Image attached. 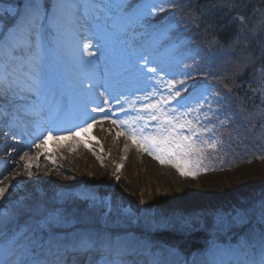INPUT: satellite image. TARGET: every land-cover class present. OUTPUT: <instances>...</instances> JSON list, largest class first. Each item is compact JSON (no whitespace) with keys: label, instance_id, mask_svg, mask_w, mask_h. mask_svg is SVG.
I'll list each match as a JSON object with an SVG mask.
<instances>
[{"label":"rangeland","instance_id":"374dc122","mask_svg":"<svg viewBox=\"0 0 264 264\" xmlns=\"http://www.w3.org/2000/svg\"><path fill=\"white\" fill-rule=\"evenodd\" d=\"M129 1L93 0L91 3L89 0H63L67 8L58 14L57 22L51 27L48 26L42 33L39 61L35 71L27 67V61L25 62L24 72L31 73L39 81L38 96L28 90L31 81L21 73H17L20 76V87L8 91L6 86H0V136L3 140L0 142V179L8 176L15 167H10L7 161L16 156L32 154L33 152L29 151V148L40 149L48 153L52 151L54 143L68 141L72 148H76L77 143V146L80 144L83 147V152H86L85 162L77 167V172H74L75 177H69L71 183L68 184L72 186L70 191L60 187L61 185L57 181L51 182L54 179H51V174H49L50 183L44 182L42 177L37 175L35 181L30 178L13 181L12 177L9 183L0 184V187L7 188L4 198L0 199V213L4 214L8 220L7 227L5 225L3 226L5 228L0 230V240L4 237L11 239L20 232L23 220L21 217H29L30 214L37 216L41 213L40 216L43 220L50 216H59L64 219V223L57 229L56 241L62 240L68 235L78 236V240L87 238L83 233L75 231L74 221L68 220L62 213L52 211L56 209L48 208L46 199L42 197L46 191L54 192L55 197L48 199L47 202L56 205L57 212L59 211L58 205L61 206L67 200L70 202L76 200L88 211L101 214L105 219L110 218V213H116V218L120 223L128 226H142L147 233L163 230L175 232L180 234L179 236H187L195 232H206L205 227L207 226L208 228L213 227L210 230L221 238H224L231 228L244 229L243 226L249 222V215L252 216L255 211V208L252 209L253 205L259 203L260 199L264 201V143H259L260 148L256 146V149L251 145L254 141L261 140L259 136L264 133L262 128L258 130L257 136L251 143L247 134L246 141L242 139L241 143H245L239 147L246 160L238 163L236 157L241 152L236 151L237 156L229 155L225 163L215 170V174L209 173L205 177L199 178V173L195 176H181L171 163L162 164L147 152L139 150L138 146L128 139L126 126H119L120 121L137 115L136 111H133L129 106L131 102L135 101L136 109H140L142 104L148 102L144 101L142 97L146 94L144 89L151 90L149 84L156 87L160 94L169 95L166 84L168 80H175V72L178 70L175 68L179 62L177 54L172 51L171 47L165 46L163 49L176 56L177 59L174 56H165L159 60L161 51H150L153 41L165 36V32H156L150 39L141 40L140 43L144 45L142 52L139 49L141 45L125 49L119 35L106 34L102 22L104 8L111 11L115 17L125 21V24L121 25V30L132 34L133 30L126 27L128 22L134 21L137 17L133 18L131 15L123 14ZM39 3L45 6L42 11L51 12V5L56 3V0H39ZM107 3L109 4L107 5ZM27 4L28 2L25 6ZM149 4L150 1H147L145 6ZM116 5L120 6L119 10ZM251 5L254 10L264 7L263 4L253 1ZM16 12L15 8L0 4L1 16L15 15ZM141 12L142 9L139 13ZM248 13L253 12L249 10ZM231 19L232 25L235 23V25L241 26L242 30L247 31L249 22L245 21L243 16L235 14L231 16ZM262 19L264 20V16ZM112 21L115 25L118 23L116 20ZM215 27L220 28V24H216ZM262 34L264 35V32ZM210 36H212L211 33ZM85 37L91 38L92 46L88 51L94 53L93 56L81 51L82 43L89 42L87 39H83ZM70 38H73L74 41L70 42ZM141 38L138 37V39ZM239 40L241 42L242 36L239 37ZM97 45H99V50ZM215 47L217 50L214 54L223 51L216 45ZM136 49L138 50L135 51ZM119 53H128L125 56L131 57L129 75ZM142 56L148 58V67H156L161 70L160 73L164 70L168 73L163 76L159 73L162 82L157 83L156 79L150 82L145 81L137 65L138 61L141 65L143 64L140 59ZM211 60L215 66L214 75L219 76L220 74V77L225 80L226 78L233 79L234 73L231 77L226 75L229 65L223 64L225 68L220 70L217 60L213 58ZM241 71V69L236 70L235 75ZM62 78L70 82L62 83ZM75 81L81 86L76 85ZM95 83L99 90H93V93L89 85L94 86ZM100 92L104 93L103 97L99 95ZM151 99L155 102L159 96H154ZM104 100H107V103H103ZM117 100L120 102L117 103ZM170 106H177L176 101H172ZM94 108H102L103 111H93ZM121 108L125 111H121ZM77 111L84 116L82 124L74 121L78 119ZM210 112H213V109L211 111L208 109V113ZM144 115L147 120V114L144 113ZM210 118L205 120L202 117V121L209 123ZM93 120L95 121L93 127L88 133L83 132L81 137L71 135L72 132L66 134L61 132L62 129L73 126L72 130L75 131L92 123ZM113 120L117 121V124H113ZM106 123L109 125V130L112 131L111 136L116 142V150L121 151L122 161L121 159L120 161L123 163V167L130 163V167H126L128 172L137 173L138 180L136 182L122 174L112 175L109 158L105 152L102 151V155H98L96 152L97 158L92 156L95 150H91L88 145L94 141L93 137H97L96 129L102 130L99 125ZM140 123L142 124L144 121H140ZM156 123V121L148 120L149 127L145 129L146 134L155 133ZM49 130H51V138L45 140L44 137L48 135ZM118 132L124 134L118 137ZM205 158L207 156H204ZM134 161L137 167L132 166ZM233 164L235 166H231ZM152 166L157 167L161 173H157ZM151 168H153V173L146 171ZM193 170L197 172L200 167L194 166ZM147 176L148 179H146ZM135 184L139 185L141 189L138 190L134 186ZM158 190L163 194H158ZM248 193V198L259 194L258 198L260 199H249L252 201L247 203L248 198H244V195ZM76 197L77 199H74ZM38 198L42 199V204L37 207L36 204L33 206L31 202H36ZM148 202L152 203L155 208L148 205ZM208 216H212L213 220L206 218ZM256 216L259 218L258 222H263L264 210L261 215L256 214ZM45 232H42L37 226L35 229H30L29 235L34 233L36 237L43 239ZM102 238L111 239L108 235ZM111 241L114 242L112 239ZM124 241L129 242L133 250L142 251L143 254L144 250H153L156 262L159 261L158 255L162 253L181 258V264H192L170 246L153 245L149 247V241H143L134 235L120 238L118 241L116 240V243ZM237 246L231 243L230 238L226 245L221 244L219 238H213L207 254L196 256L195 261L200 264H260L264 256L259 261H254L252 249L256 244L242 245V240H239ZM241 248L243 250H240ZM236 250H240L243 255H237ZM94 256L98 257L97 254ZM140 264L142 263L140 262Z\"/></svg>","mask_w":264,"mask_h":264},{"label":"snow or ice","instance_id":"6c2138e0","mask_svg":"<svg viewBox=\"0 0 264 264\" xmlns=\"http://www.w3.org/2000/svg\"><path fill=\"white\" fill-rule=\"evenodd\" d=\"M163 5L164 0H157L151 5L148 14L163 10ZM44 7L39 3V0H29L22 14L15 13L19 16L18 22L6 33L0 34V86H6L8 91L20 87V76L17 73H21L31 81L28 90L38 96L39 81L36 76L24 72L25 62L27 61V67L35 71L39 61L42 33L48 26L57 22L58 13L65 10L67 5L63 0H56V3L51 5V12L42 11ZM116 8L119 10L120 6L116 5ZM175 23L178 26L179 22L175 21ZM171 27L170 23L165 30H169ZM83 39H87L89 42L82 43V53L87 52L89 56H93L94 53L88 51L92 46L91 38ZM97 49L99 50V45H97ZM140 59L143 64L141 65L138 61L137 65L145 81L150 82L156 79L157 83L162 82L159 75L161 70L156 67H148L147 57L142 56ZM182 74L185 77L190 75L188 72ZM176 83L183 85L184 81H167L166 86L169 92L167 96L160 94L156 87L149 84L151 90L144 89L146 94L142 97L144 101L148 102L142 104L140 109H136L135 101L131 102L129 106L133 111H136L137 115L120 121L119 126H126L128 139L136 144L139 150L147 152L162 164L171 163L181 176H195L196 172L193 167H199L206 150H216L219 143L216 139L205 138V133H211L213 129L203 126L201 121V116L205 120L208 118L207 113H202L201 109L206 104L211 111L213 102H220L219 93L213 92L211 85H204L199 89L193 85V92L189 97L177 100V97H180V90L176 89ZM89 87L91 88L92 85ZM260 90L264 92V82H261ZM99 95L103 97L104 93L100 92ZM154 96H159L155 102L151 99ZM172 101H176L177 106H170ZM119 102L117 100V103ZM103 103H107V100H104ZM97 110L103 111L102 108L93 109V111ZM121 111L125 110L121 108ZM144 113L147 114V120ZM148 120L157 122L155 133L146 134L145 129L149 127ZM140 121H144V123L141 124ZM94 123L93 120L92 123L73 131L71 135L79 136L81 132L88 133ZM112 123L117 124V121L113 120ZM223 123L221 121V124ZM122 134L124 133L118 132L117 136ZM50 138L51 130L44 139ZM26 167L30 168V165H26ZM6 191V187H0V199L4 198ZM63 223L64 219L59 216L46 217L39 222L40 230L48 233L47 240L36 237L34 233L30 236L28 228L16 233L11 239L4 237L0 240V264H67L69 256H72L73 264H75L78 255L88 253L98 255L95 264H129L126 259L130 255L128 250L114 245L110 238H81L75 243L62 245L55 240V235ZM262 238H264V234H262ZM260 264H264V257Z\"/></svg>","mask_w":264,"mask_h":264},{"label":"bare ground","instance_id":"6f19581e","mask_svg":"<svg viewBox=\"0 0 264 264\" xmlns=\"http://www.w3.org/2000/svg\"><path fill=\"white\" fill-rule=\"evenodd\" d=\"M175 21H177V19H175ZM73 41H74V39L70 38V42H73ZM78 86H81V85L78 84ZM92 89L97 90L98 86H94ZM99 126L102 128V130L96 129V136L97 137H95L92 144H89L90 149L95 150L94 151L95 153H93L92 156L94 158H97L96 152L98 155H102L101 154L102 151L105 152V154L109 158L108 160L110 163V171H111L112 175L118 176V175L122 174V176H126L129 180H133L134 182H136L138 180V177L136 175L137 173H135V172L129 173L128 172V168L130 167V163L128 164V166H126L128 168H126L125 166L123 167V165H122L123 163L121 162L122 161L121 151L116 150V142H115L113 136H111L112 131L109 130L108 123H106L104 125L100 124ZM0 142H3V140L1 138H0ZM75 147L76 148H72L70 146V142H68V141H65V142L62 141L59 144L54 143L52 151L48 152V153H46L40 149H36V148H34V150L30 149V151L33 152L32 154L27 153L25 156H16V157L11 158L10 160L7 161L8 164L10 165V167L11 166H15V167L12 169V171L10 172V174L8 176L3 177L2 179H0V181H2V183L3 182L9 183V181L11 180L12 177H13L12 178L13 181L18 180V179H22V178H30V179L35 181L37 175H40L44 182L50 183L49 174H51L50 175L51 179L54 178L51 182L57 181L61 185L60 187L68 189L67 191H70L72 186L70 184H68V183H71V181L69 182V180H71V178H69V177H75L74 172H77V169H78L77 167H80L81 163H84L85 159H86V152H83L84 151L83 147L80 144L77 146V143H76ZM77 153H79V154H77ZM1 158L4 159L5 157H1ZM120 159H121V161H120ZM236 159L238 161L244 160V153L241 152L240 155L236 157ZM26 165H30V168L26 167ZM118 165H120L121 167L118 168L117 167ZM135 165H136V162L134 161L132 166L137 167ZM152 167L156 169L157 173H161V171L157 167H155V166H152ZM153 168L148 169L146 171L153 173ZM148 178L149 177L147 176L146 179H148ZM134 186H136V188L138 190L141 189V187L139 188V185L135 184ZM159 189H161V188H159ZM157 193L161 194V195L163 194V192L160 190H158ZM42 197L44 199L50 200L51 198L55 197V194L53 191H46V193H44L42 195ZM74 199H77V197ZM36 202H37V204H36V207H37L40 204H42L43 201L41 198H38L36 200ZM65 203H67V205H66L67 210H69L73 213L79 212L83 208V207H81L82 204L78 203V201H76V200L72 201L71 203H70V200H67ZM44 204H45V202H44ZM148 205L155 208V206H153L152 203L148 202ZM77 206H80V207H77ZM170 210H171V208H170ZM40 215H38V216H40ZM211 217L212 216H208L206 218L213 220ZM21 219H24V217H21ZM7 222H8V220L5 217V215L0 213V230H2L3 226H5L7 224ZM5 227H7V225ZM67 234L68 233H66V236H67ZM152 238H154V237H152ZM76 239H77V236L72 237V236L68 235L67 237H65L64 239H62L58 242L61 244H72L73 241ZM126 244L128 246H130L129 242H126ZM121 248H123V247H121ZM89 256H91V253L84 254V255H78L76 257L75 264H86ZM142 257H143V255H141V254L136 255L134 252H132V253H130V255H128L126 257V259L131 264H139L138 259H141ZM154 258H155L154 256H148L146 258V262L149 264H181L182 263L181 258L173 256L172 254L165 255V254L160 253L157 259L158 260L161 259V260L158 262L154 261ZM72 259H73L72 256H69L67 264H70L71 261H73Z\"/></svg>","mask_w":264,"mask_h":264},{"label":"trees","instance_id":"16d2710c","mask_svg":"<svg viewBox=\"0 0 264 264\" xmlns=\"http://www.w3.org/2000/svg\"><path fill=\"white\" fill-rule=\"evenodd\" d=\"M215 5H224L226 8H231V6H235V4L232 2V0H217ZM219 19H220V22H224L223 15L219 16ZM248 197H249V193L244 195V198H248ZM258 197H259V194H255V195L251 196V198H248L247 203H249L252 200L260 199ZM263 197H264V195H263ZM249 199H252V200L249 201ZM46 204H47V202H46ZM83 206L84 205H82L81 207H83ZM77 207H80V206H77ZM73 214L76 215L77 218H80L81 221L87 220L90 223H94L96 221H99L100 217H102V215H100V214L88 211V209L85 207H83L81 209V211L74 212ZM179 235L180 234H176V233L174 234L173 232L163 231V232L158 233L157 238L159 240H162V241H165L168 243L175 242L177 240H182V244L180 245L181 249L189 252V251H196V250L202 249V244L200 242L204 241L206 232L205 231L195 232L194 234H190V235L184 236L182 238Z\"/></svg>","mask_w":264,"mask_h":264}]
</instances>
